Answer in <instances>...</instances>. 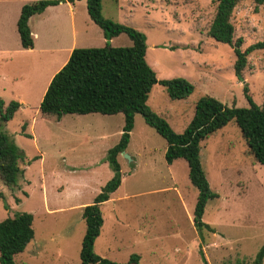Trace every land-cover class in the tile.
Instances as JSON below:
<instances>
[{
    "label": "rangeland",
    "instance_id": "obj_1",
    "mask_svg": "<svg viewBox=\"0 0 264 264\" xmlns=\"http://www.w3.org/2000/svg\"><path fill=\"white\" fill-rule=\"evenodd\" d=\"M38 1L0 0V101L3 109L12 101L20 104L11 120L0 123V133L22 153L16 185L0 181V222L33 215L34 238L15 264H81L82 208L113 176L106 156L120 139L124 117L45 119L39 106L72 40L74 48L130 47L131 41L123 34L106 41L81 1L73 14L64 4L32 16L34 48L22 49L16 31L20 7ZM216 5L217 0H101L104 18L145 36V61L158 81L183 78L192 86L187 98L172 101L156 83L146 102L175 133L190 123L201 97L229 108L249 107L246 94L258 106L263 102L264 50L248 55L240 81L233 48L208 35ZM230 21L233 43L240 39L242 51L264 41V4L243 0ZM165 149L164 139L135 114L125 156L117 157L121 185L100 206L103 226L95 253L118 264H129L131 255L137 263L130 264H253L264 245V165L248 153L235 122L201 143L199 160L217 198L205 205L200 230L192 220L198 193L187 163L168 165Z\"/></svg>",
    "mask_w": 264,
    "mask_h": 264
},
{
    "label": "trees",
    "instance_id": "obj_2",
    "mask_svg": "<svg viewBox=\"0 0 264 264\" xmlns=\"http://www.w3.org/2000/svg\"><path fill=\"white\" fill-rule=\"evenodd\" d=\"M75 1L83 0H40L24 4L16 22L21 48L25 50L33 48V38L28 27V21L32 16L43 13L48 7ZM84 1L90 20L101 29L106 41L123 34L131 41V46L111 47L106 43L103 48H74L64 66L51 78L43 94L39 113L45 119H60L66 114L123 115L120 139L108 149L106 156L113 176L94 197L93 202L82 208L85 229L79 253L81 264H118L97 255L94 243L103 226L100 206L108 201L110 194L121 185L117 157L127 147L134 115H141L145 124L164 139L166 143L164 159L168 165L178 159L186 161L188 178L198 193L193 210V225L200 230L204 226L202 217L205 205L209 200L217 198L209 188L199 160L201 143L230 121H234L246 143L248 153L257 163L264 165V98L262 104L258 106L246 94L249 107L229 108L214 98L201 97L195 104L190 123L182 133H175L146 102L156 83L163 86L172 101L187 98L192 92L190 83L183 78L158 81L156 74L145 61V36L131 27L104 18L101 13V0ZM241 1L243 0H217L208 35L215 41L233 48L234 74L243 81L242 72L247 65L248 55L256 50H264V41L254 43L243 51L240 39L233 43L235 29L230 19L234 8ZM251 1L256 5L264 4V0ZM19 106L18 102L12 101L3 109L0 101V123L11 120ZM21 156L22 153L17 146L6 135L0 133V181L6 186L16 185L20 174L17 164ZM32 222L33 215L29 213H21L0 222V264H15L14 257L25 251L34 238ZM263 258L264 245L256 254L253 264H262ZM130 263H137L136 255L130 256Z\"/></svg>",
    "mask_w": 264,
    "mask_h": 264
},
{
    "label": "crops",
    "instance_id": "obj_3",
    "mask_svg": "<svg viewBox=\"0 0 264 264\" xmlns=\"http://www.w3.org/2000/svg\"><path fill=\"white\" fill-rule=\"evenodd\" d=\"M84 1V0H83ZM79 2H81V1H75L74 3H68V2H65V3H60L59 5H64L65 4V6L68 8V10H69V13H72L73 14V12L75 11V8H76V6L77 5H79L78 3ZM84 3H86L85 1H84ZM23 6V5H22ZM21 6V7H22ZM58 6V5H57ZM21 7H20V9H21ZM87 11V10H86ZM19 13H20V11H19ZM32 18V17H31ZM30 18V19H31ZM30 19H29V21H30ZM70 21H71V24H72V17H70ZM30 32H31V35H32V38L35 40V36H36V33H34L32 30H30ZM71 35H72V37L74 36V29H73V27H72V31H71ZM112 41V39L109 41V42H111ZM33 48H34V45H33ZM33 48L31 49V50H33ZM74 49V41L72 40V43H71V46H70V48L68 49V54H67V56H66V61L68 60V58H69V55H70V53H71V51ZM30 50V49H29ZM57 51V50H56ZM66 61H64L63 63H62V65L60 66V69L64 66V64L66 63ZM60 69H58V71L60 70ZM55 74V73H54ZM53 74V75H54ZM53 75H52V77H53ZM51 80V79H50ZM49 84V83H48ZM46 90V89H45ZM20 102V101H19Z\"/></svg>",
    "mask_w": 264,
    "mask_h": 264
},
{
    "label": "water",
    "instance_id": "obj_4",
    "mask_svg": "<svg viewBox=\"0 0 264 264\" xmlns=\"http://www.w3.org/2000/svg\"><path fill=\"white\" fill-rule=\"evenodd\" d=\"M121 154L125 156L124 152H122ZM126 157H127V156H126Z\"/></svg>",
    "mask_w": 264,
    "mask_h": 264
}]
</instances>
